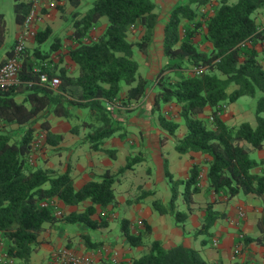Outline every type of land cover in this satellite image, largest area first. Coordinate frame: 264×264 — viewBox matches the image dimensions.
<instances>
[{"label":"trees","instance_id":"trees-1","mask_svg":"<svg viewBox=\"0 0 264 264\" xmlns=\"http://www.w3.org/2000/svg\"><path fill=\"white\" fill-rule=\"evenodd\" d=\"M61 1L73 6L81 2ZM210 1L187 0L170 11L163 29L162 53L167 62L155 76L153 111L158 113V123L172 134L178 123L164 117L162 106L169 102L181 106L180 117L186 132L175 144V149L179 153L199 151L208 154L207 182L217 193L227 199L239 192L263 196L264 173L254 172L260 161L251 158L250 152L259 149L264 141V28L258 29L259 24L251 16L257 9L264 8V0H217L211 12L200 13L201 5ZM29 6L26 0H13L17 22H23ZM72 15L71 37L76 45L71 46L68 54L76 62L77 71L72 74L64 68L56 71L51 61L43 58L36 61L28 55L26 48L18 81L0 88V233L4 240L3 251L14 258L10 264H31L30 255L40 246L39 235L45 223L63 219L84 222L90 229L105 226L104 215L99 219L91 218L96 210L94 205L104 208L114 203V184L140 160V156H128L126 165L118 172L108 169L99 178L75 188L69 169L58 173L31 166L29 155L38 135L33 125L24 126L19 135L11 127L12 123L28 124L46 109L69 121L75 115L72 107L84 108L87 111L80 122L72 124L71 131L85 125V139L90 148L102 149L104 140L119 129L107 105L119 99L121 85L128 86L123 103L138 99L146 91L150 79L138 72L134 54L137 49L147 52L153 40L158 17L154 0H90L84 12L75 10ZM102 16L107 17V25L103 34L94 39L90 29ZM183 19L186 23L181 30ZM4 21L0 12L2 38ZM204 27L205 31H202ZM136 30L141 35L135 41L129 39V33ZM48 31L49 28L38 31L36 40L39 43L45 41ZM200 33L203 34L201 41L212 42L211 49L200 48L201 41L196 39ZM203 65V71L196 73L194 67ZM41 72L47 73L49 78L57 77L58 85L51 87L47 82H40ZM232 85L236 87L229 91ZM18 95L22 97L18 98ZM244 95L253 99L254 125L247 121L230 125L223 121L221 116L227 110V104ZM207 105L212 107V118L198 117ZM40 129L46 143L54 145L62 139L61 134L49 130L47 120L40 123ZM200 172L201 166L194 164L189 178L180 180L167 169L171 196L166 204L154 199V208L159 213L172 214L175 223L182 225L192 208L193 195L200 189ZM181 184L184 186L185 210L175 209ZM55 199L67 205L89 199L91 204L82 211L58 217L52 204ZM213 202H206L204 218L196 234L210 233L215 218L223 216L213 207ZM255 225L259 235L245 238V242L264 247V198ZM121 228L131 246L141 245L151 231L146 226L133 232L126 219L122 220ZM91 264L112 263L100 259ZM130 264L211 263L202 257L199 249L183 244L165 247L160 240L153 239L149 250L132 257Z\"/></svg>","mask_w":264,"mask_h":264},{"label":"crops","instance_id":"crops-1","mask_svg":"<svg viewBox=\"0 0 264 264\" xmlns=\"http://www.w3.org/2000/svg\"><path fill=\"white\" fill-rule=\"evenodd\" d=\"M49 1L45 0L40 4L37 18L32 24L35 35L27 39L25 49H29L28 55L36 61L42 58L51 61L56 71L64 68L68 73H75L77 64L68 54L71 46L76 45L71 37L72 12L75 10L79 13L84 12L90 0H81L77 6L66 1L53 0L56 3L54 7L49 6ZM186 1L154 0L158 17L154 26L153 40L147 52L137 49L134 54L138 61V72L147 76L150 81L144 94L127 103L123 101L126 100L128 86L121 85L119 99L112 103L114 104L113 118L118 122L119 129L104 140L102 149L90 148L89 142L85 139L87 130L85 125L79 126L75 132L71 131L72 124L80 122L81 116L87 111L84 108L72 107L71 111L76 116L74 115L69 121L55 115L50 109H46L28 124H11L17 135L27 125H33L38 131L36 139H39L40 145L29 155L31 166L53 169L58 173H64L69 169L74 178L75 188L88 180L99 178L108 169L113 173L118 172L126 165L128 156H140L137 164L126 170L120 176V180L114 184L115 202L104 208L94 205L96 210L91 218L99 219L104 215L107 222L105 226L90 229L84 222H68L63 219L54 223H45L43 232L39 235L40 246L30 255L31 264H52L54 254L61 249L94 255L95 261L105 259L112 264H130L132 257H137L149 250L153 239L160 240L165 247L183 244L199 249L203 258L211 264H231L233 262L264 264V247L254 242H245V238L259 235L255 223L260 214L264 195L256 196L252 193L239 192L235 195L237 200H234L235 196L227 199L225 195L217 193L207 182L208 154L199 151L179 153L175 149V144L186 132V126L180 117L181 106L175 102L164 103L162 106L161 111L164 117L178 123V128L172 134L158 123V113L153 111L155 76L161 66L167 62V58L162 53L164 25L170 11ZM26 2L31 4L32 0H26ZM215 3L217 0L201 5L200 13L206 10L211 12ZM251 16L257 24H261L264 19V8L257 9ZM103 17L106 16L100 17L98 24L90 29L89 33L94 39L103 34L107 25L108 20ZM4 20V38L0 36V64L10 53L23 29L22 22L15 20L14 12L13 20L9 25L5 18ZM185 23L186 20L183 19L180 23L181 30ZM46 28H49V35L45 41L39 43L36 40V33ZM204 29L205 27L202 31H205ZM202 33L197 36V41H201ZM140 35L141 32L138 30L131 31L129 39L135 41ZM211 47L210 40L200 42L201 49L209 50ZM24 54L25 51L21 64ZM258 58L261 56L259 55ZM262 66L264 68V62ZM235 87L236 85H232L228 90L231 91ZM21 97L22 95H18V98ZM239 98L227 104V110L221 119L230 125L243 121L254 125L253 104L245 110L238 103ZM211 111L212 107L207 105L198 117L207 118ZM45 120L49 122V130L52 133L62 135V139L54 145L46 143L45 135L40 129V123ZM253 151L256 152L251 158L260 161L254 168V172L264 173V141L259 149L251 152ZM194 164L201 166L200 189L193 195L192 208L183 224H176L172 214L159 213L152 202L158 199L166 204L170 199L171 187L166 174L167 169L175 179L186 180ZM128 171H132L133 174H128ZM139 173H142L140 179L132 181V177L135 179ZM183 190V184L179 185L175 209H186L182 199ZM210 200H214L213 207L223 216L215 218L210 233L196 234L204 218L206 202ZM53 202L55 210L60 211L58 217L82 211L88 204H91L89 199H84L75 205L64 204L59 199ZM240 213L243 215L241 216ZM123 219L128 221V227L133 232L146 226L151 228L150 233L143 238L141 245L131 246L127 241L121 228ZM199 237H203L200 242ZM92 242H99V244L93 245ZM2 264L5 263L2 261Z\"/></svg>","mask_w":264,"mask_h":264},{"label":"built area","instance_id":"built-area-1","mask_svg":"<svg viewBox=\"0 0 264 264\" xmlns=\"http://www.w3.org/2000/svg\"><path fill=\"white\" fill-rule=\"evenodd\" d=\"M45 0H32L30 7L28 9L27 14L23 19L22 25L23 29L19 34L13 48L10 50V53L6 56V59L0 64V88L5 87L8 84L16 83L18 81V71L21 65V59L23 56V52L26 47V41L30 36H34L35 32L32 28L33 22L36 20L38 15V8L40 4ZM50 7L55 6V1L50 0L48 2ZM258 29L264 28V20L261 24L257 26ZM203 66L194 67L196 73L203 71ZM40 82H47L51 87H56L59 83V79L57 77L49 78L47 73L41 72L40 73ZM109 111L114 110V104L109 103L107 105ZM220 112V111H219ZM218 112V113H219ZM213 115L209 116L211 119ZM40 145L39 139H36L33 143V149H37ZM202 177V174L199 175ZM54 202L52 201V204ZM57 215H60V211H56ZM241 216L243 215L240 213ZM4 247V240L3 236L0 233V262H4L5 264H10L13 260L12 257H8L5 252L3 251ZM93 262L91 256L88 253H74L67 249L58 250L54 254V258L52 264H91Z\"/></svg>","mask_w":264,"mask_h":264},{"label":"rangeland","instance_id":"rangeland-1","mask_svg":"<svg viewBox=\"0 0 264 264\" xmlns=\"http://www.w3.org/2000/svg\"><path fill=\"white\" fill-rule=\"evenodd\" d=\"M12 1L13 0H8V2L6 1V0H0V12H2L3 13V15H4V18L6 19V23H7V25H9L10 23H11V21L13 20V5H12ZM232 1H235V0H228V2H232ZM105 20H107V18L106 17H103ZM264 20V19H263ZM12 40V39H11ZM10 40V41H11ZM238 103L246 110V109H248L249 107H251V105L253 104V99L251 98V96H248V95H244V96H241L240 98H239V100H238ZM252 116H253V114H252ZM36 137H38V135L36 136ZM255 152L256 151H253V152H251V157H253L254 155H255ZM129 173H131V174H133L132 173V171H128V174ZM131 176H133V175H131ZM142 176V173H139V174H137L136 176H135V179H133V177H132V181L133 180H135V181H138L139 179H140V177ZM240 196H242L241 195V193H240ZM234 200H237V196H235L234 197ZM184 207V206H183ZM183 207H181V208H183ZM213 229H214V227H213ZM203 235V234H202ZM202 235H200V236H202ZM204 236H206V235H204ZM203 237H199V239H198V241L200 242L201 241V239H202ZM90 255V254H89ZM201 255H202V253H201ZM91 256V258H92V260H93V262L95 261V256L94 255H90ZM202 257H203V255H202Z\"/></svg>","mask_w":264,"mask_h":264}]
</instances>
